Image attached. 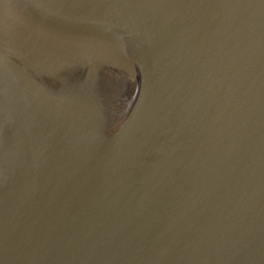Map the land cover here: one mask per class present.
<instances>
[{
    "label": "water",
    "instance_id": "obj_1",
    "mask_svg": "<svg viewBox=\"0 0 264 264\" xmlns=\"http://www.w3.org/2000/svg\"><path fill=\"white\" fill-rule=\"evenodd\" d=\"M0 264H264V0H0Z\"/></svg>",
    "mask_w": 264,
    "mask_h": 264
}]
</instances>
